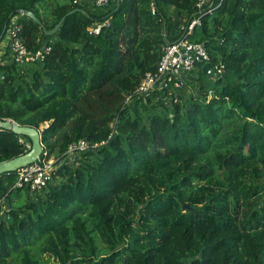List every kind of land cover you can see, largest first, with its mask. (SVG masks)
Segmentation results:
<instances>
[{
	"label": "trees",
	"instance_id": "16d2710c",
	"mask_svg": "<svg viewBox=\"0 0 264 264\" xmlns=\"http://www.w3.org/2000/svg\"><path fill=\"white\" fill-rule=\"evenodd\" d=\"M94 1L0 0V45L18 17L31 51L51 48L28 72L7 49L0 121L36 128L49 156L91 146L42 192L0 176V264H264V0H223L203 17L192 40L225 73L185 108L158 93L126 100L198 0ZM74 9L85 13L53 36L19 14L51 30ZM31 146L0 129V163Z\"/></svg>",
	"mask_w": 264,
	"mask_h": 264
},
{
	"label": "built area",
	"instance_id": "2783aa9c",
	"mask_svg": "<svg viewBox=\"0 0 264 264\" xmlns=\"http://www.w3.org/2000/svg\"><path fill=\"white\" fill-rule=\"evenodd\" d=\"M84 0H73L74 5H80ZM113 0H95L94 7L105 8ZM223 0H198L196 3L197 13L178 28V39L169 43L163 49V55L154 72L146 73L136 90L131 93L126 103L142 97L158 93L167 105L179 103L178 92L183 90L190 76L200 66L208 67L206 73L209 77L218 80L225 73V66L220 63L212 65L211 55L203 42H195L192 36L197 28L203 24V17L221 5ZM155 13V7L152 8ZM110 25V21L104 20L92 25L88 32L90 35L98 36L102 30ZM22 26L18 17L11 20L6 33L7 48L11 52L14 63L19 67L31 66L38 61H43L50 52V47H44L36 52L31 51L24 39L21 37ZM25 143L23 140H20ZM30 148V145H28ZM90 144L80 140L70 144L62 158L55 155L49 156L44 150V157L19 169L17 180L13 188L28 189L32 193L42 192L53 180L54 172L63 165L73 164L83 153L89 151ZM2 201H0V205Z\"/></svg>",
	"mask_w": 264,
	"mask_h": 264
},
{
	"label": "water",
	"instance_id": "95a60500",
	"mask_svg": "<svg viewBox=\"0 0 264 264\" xmlns=\"http://www.w3.org/2000/svg\"><path fill=\"white\" fill-rule=\"evenodd\" d=\"M154 5L156 6L155 0H154ZM76 12L85 13V11L82 9H74L68 12L61 19V21L51 30L46 29V27L42 24L40 18H38V16L35 13L28 11V10H20L19 14L32 19L38 25H40L46 36H53L60 30L65 19L68 16ZM164 37H165V40H167L166 24L164 25ZM0 129L8 130V131L15 133L16 135L27 137L32 142L31 150L28 153L22 156H19L17 158H14L12 160L0 163V176L3 174H7V173L17 172L19 169L24 168L28 165H31L34 162L41 159L44 148L42 144L41 133L36 128L19 125L13 120H3V121H0ZM185 208L191 209L188 204H185Z\"/></svg>",
	"mask_w": 264,
	"mask_h": 264
},
{
	"label": "rangeland",
	"instance_id": "374dc122",
	"mask_svg": "<svg viewBox=\"0 0 264 264\" xmlns=\"http://www.w3.org/2000/svg\"><path fill=\"white\" fill-rule=\"evenodd\" d=\"M54 1L55 0H49V3H50L49 6H51ZM59 1H64V0H59ZM114 2H115V0H113L112 2H110V5L108 4L109 5L108 7H110L111 5H113ZM170 15L172 16L173 20L177 19L175 12L174 13H171ZM212 37H214V36H211V37H208L207 36L205 39H209V38L212 39ZM6 43H7V37H5L3 39L2 45L5 46ZM33 67H35V66H32V65L29 66L28 68H26L25 72H28V70H30ZM226 79H228V78H226ZM215 80L216 79L211 78L206 73H204L203 70H202V68H199V70L197 69V71L194 73V76H192L187 81L184 89L182 91H179L178 92V96H179V103L178 104H180L183 108H185V106H188L189 105V101L192 98H196V97H198V96L201 95V90L202 89L211 91L212 84L214 83ZM168 106L169 107H172V105H170V104ZM262 183H263V186H264V179H263ZM261 204L264 205V194H263V199L261 201ZM101 246L103 247L104 244L101 243Z\"/></svg>",
	"mask_w": 264,
	"mask_h": 264
},
{
	"label": "crops",
	"instance_id": "0c3cea01",
	"mask_svg": "<svg viewBox=\"0 0 264 264\" xmlns=\"http://www.w3.org/2000/svg\"><path fill=\"white\" fill-rule=\"evenodd\" d=\"M7 43L5 44V46H3L2 45V43H1V45H0V63H2V57H3V55L6 53V51H7ZM9 50V49H8ZM3 54V55H2ZM2 55V56H1Z\"/></svg>",
	"mask_w": 264,
	"mask_h": 264
}]
</instances>
